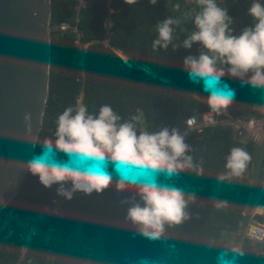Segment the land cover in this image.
<instances>
[{"label": "trees", "instance_id": "trees-1", "mask_svg": "<svg viewBox=\"0 0 264 264\" xmlns=\"http://www.w3.org/2000/svg\"><path fill=\"white\" fill-rule=\"evenodd\" d=\"M250 2L217 0L233 18L234 35L252 23L247 14ZM193 7V0H157L155 5L149 0H137L135 5L124 0H50L48 92L37 134L41 141L51 137L57 116L66 107H76L79 95L89 112L109 104L124 119L140 117L141 129L168 126L186 131L191 155L196 162L203 161L205 175L184 172L168 182L196 194L189 219L168 227L160 240L149 241L134 235L135 228L125 219L128 205L120 203L134 190L117 192L113 184L99 194L76 193L68 201L56 195V185L46 189L26 172L15 196L0 210V264H137L144 258L151 264H216L220 248L209 249L207 242L215 239L230 245V234L245 223L248 201L258 196V204L264 205V144L237 140L231 123L264 118L259 90L241 87L238 79L226 74L223 82L235 89L226 115L217 114L216 123L201 131L186 130L187 117L198 119L209 110L202 82L191 83L182 71L183 57L197 55L199 44L191 49L152 48L155 24L168 16L179 21L176 43H181L193 30L191 16L186 15ZM107 18L112 22L108 34L103 26ZM62 22L75 26L77 35L69 28L59 30ZM117 52L149 72L127 65ZM235 146L246 149L251 162L242 177L218 183L224 157ZM39 154L37 145L33 155ZM208 197L227 200L229 206L217 209ZM45 208H55L56 213ZM252 218L264 223V214ZM32 222L21 255L23 236ZM238 242L248 254L237 264H264V255H258L264 251V240L242 237Z\"/></svg>", "mask_w": 264, "mask_h": 264}, {"label": "clouds", "instance_id": "clouds-1", "mask_svg": "<svg viewBox=\"0 0 264 264\" xmlns=\"http://www.w3.org/2000/svg\"><path fill=\"white\" fill-rule=\"evenodd\" d=\"M124 2L135 5L137 0ZM149 3L155 5L157 0H149ZM193 3L195 7L186 13L191 16L193 30L186 38L176 43L179 21L168 16L155 24L152 48L191 49L198 43L197 55L183 57L182 71L187 73L191 83L202 82V91L207 93L204 102L212 112L220 114L235 100V89L222 80L226 74L238 79L241 87L248 85L253 90H264V3L251 0L247 14L252 17V23L238 35H234L230 27L233 18L217 0H193ZM22 122L30 133L32 114L24 113ZM193 122L194 118L188 121ZM139 123L140 117L124 119L109 104L101 105L98 112H89L84 104L66 107L57 116L51 137L42 141L33 137L29 141L32 147L40 145L41 154L25 160L24 169L37 177L44 188L56 185V195L68 201L76 193L99 194L113 184L117 192L134 190L131 196L120 201L128 205L125 219L135 228L134 235L149 241L160 240L168 227L182 225L189 219L190 205L196 200L195 193L168 181L184 172L202 177L205 168L203 161L196 162L191 155L193 148L186 143V131L168 126L149 131L138 127ZM60 154L66 160L59 158ZM224 161L216 180L232 183L243 176L251 155L246 149L235 146L230 148ZM208 200L214 201L217 209L229 206L227 200L215 197ZM254 223L264 226V223ZM250 240L259 242L264 238ZM206 246L220 248L216 264H237L238 258L248 254L237 243L222 246L212 239ZM258 255H264V251ZM137 264L151 262L144 258Z\"/></svg>", "mask_w": 264, "mask_h": 264}, {"label": "water", "instance_id": "water-1", "mask_svg": "<svg viewBox=\"0 0 264 264\" xmlns=\"http://www.w3.org/2000/svg\"><path fill=\"white\" fill-rule=\"evenodd\" d=\"M49 19L50 0H0V210L27 172L24 161L34 151L29 141L40 129L48 92ZM26 112L32 114L30 133L22 122Z\"/></svg>", "mask_w": 264, "mask_h": 264}, {"label": "built area", "instance_id": "built-area-1", "mask_svg": "<svg viewBox=\"0 0 264 264\" xmlns=\"http://www.w3.org/2000/svg\"><path fill=\"white\" fill-rule=\"evenodd\" d=\"M57 28L61 31H64L69 28L72 33H75L77 35L75 26L69 27L66 23L62 22L58 25ZM79 105H80V95H79V98L76 99V107ZM216 115L217 113L212 112L209 109V110H205L204 112H202L198 119L194 116H189L184 121L185 129L201 131L203 127L216 123V120H215ZM193 118H194V122L189 124L188 121ZM231 123L234 127V137L237 140L239 141H243L242 139L250 140L255 144L257 143L262 144L264 142V135L259 131L257 119L249 118L247 120H243L238 123H234V122H231ZM257 141H260V142H257ZM62 159L66 160V157L63 155ZM260 206L264 208V205H260ZM45 211L47 213H54V214L56 213L55 208L53 209L45 208ZM252 217L253 215H250V218L248 217V219L252 221L253 220ZM32 228H33V222H32V226L28 228L27 233L23 236L24 244L20 248L21 255L23 254L25 250V243L27 242L29 238V234L31 233ZM246 236L252 240L263 239L264 238V226L258 223L257 224L249 223L247 226V230H246Z\"/></svg>", "mask_w": 264, "mask_h": 264}, {"label": "rangeland", "instance_id": "rangeland-1", "mask_svg": "<svg viewBox=\"0 0 264 264\" xmlns=\"http://www.w3.org/2000/svg\"><path fill=\"white\" fill-rule=\"evenodd\" d=\"M109 12H110V10H109ZM111 23L112 22H111V20L109 18L105 19V21L103 23V26H104L105 31H106L107 34L109 32L108 30L110 29ZM102 43H105V40H102ZM82 50H83V46H81V48H80L81 52H82ZM118 53L119 52H117V54ZM124 62L127 65H129V66H133L135 68H143L145 71L149 72V70L145 69L147 67L136 63L134 60L127 59V61H124ZM259 96H260L261 100L263 101L262 105L260 106V111L262 112V115L264 116V90H259ZM78 98H79V96H78ZM220 114L226 115V112H222ZM262 121H263V117L261 119H257L259 131L264 135V124H263ZM257 142H260V141H257ZM257 144H259V143H257ZM262 144H264V142ZM257 199H258L257 196H255L254 198H252L251 200L248 201L247 207L243 211V213L245 214V217H246L245 218V223L243 225H241V227L235 233L230 234V237L227 239V241L230 242L231 244H233V243H237L238 244L239 243L238 241L242 237H246V235H245V231H246V228H247V222L246 221H250L248 219V217L250 218V215H253L255 213L256 214H258V213L264 214V208H262L258 204ZM254 221L258 222L256 220H254ZM249 223H254V222L250 221Z\"/></svg>", "mask_w": 264, "mask_h": 264}, {"label": "bare ground", "instance_id": "bare-ground-1", "mask_svg": "<svg viewBox=\"0 0 264 264\" xmlns=\"http://www.w3.org/2000/svg\"><path fill=\"white\" fill-rule=\"evenodd\" d=\"M118 55L121 57V59H122L123 61H127L126 57L123 56V55H121V53H118ZM142 67H143V66H142ZM145 69L148 70L147 68H145Z\"/></svg>", "mask_w": 264, "mask_h": 264}, {"label": "crops", "instance_id": "crops-1", "mask_svg": "<svg viewBox=\"0 0 264 264\" xmlns=\"http://www.w3.org/2000/svg\"><path fill=\"white\" fill-rule=\"evenodd\" d=\"M264 119V118H263ZM238 122H240V121H236V120H234V123H238Z\"/></svg>", "mask_w": 264, "mask_h": 264}, {"label": "flooded vegetation", "instance_id": "flooded-vegetation-1", "mask_svg": "<svg viewBox=\"0 0 264 264\" xmlns=\"http://www.w3.org/2000/svg\"><path fill=\"white\" fill-rule=\"evenodd\" d=\"M257 198H258V196H257Z\"/></svg>", "mask_w": 264, "mask_h": 264}]
</instances>
